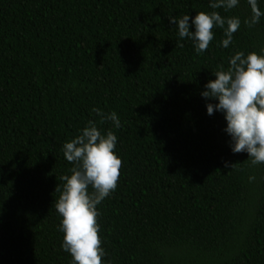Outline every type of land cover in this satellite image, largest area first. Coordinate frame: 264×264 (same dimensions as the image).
<instances>
[{
	"label": "trees",
	"instance_id": "16d2710c",
	"mask_svg": "<svg viewBox=\"0 0 264 264\" xmlns=\"http://www.w3.org/2000/svg\"><path fill=\"white\" fill-rule=\"evenodd\" d=\"M208 5L0 0V264H71L55 190L74 167L62 147L90 120L114 132L121 159L97 205L102 264H264V163L231 152L223 115L206 111L217 101L201 96L230 57L264 49V16L249 28L247 0ZM213 11L241 27L224 48L214 26L198 55L168 18Z\"/></svg>",
	"mask_w": 264,
	"mask_h": 264
},
{
	"label": "clouds",
	"instance_id": "9594fccd",
	"mask_svg": "<svg viewBox=\"0 0 264 264\" xmlns=\"http://www.w3.org/2000/svg\"><path fill=\"white\" fill-rule=\"evenodd\" d=\"M240 0H209L211 9L225 11L236 8ZM252 15L244 20L251 28L259 23L264 11L257 0H247ZM177 28L180 40L192 42L199 55L208 49L214 38V26L224 29L221 46L227 48L233 41V34L241 27L239 17L224 18L219 12H199L194 17L183 15L168 18ZM191 21V22H190ZM225 25L227 27L225 28ZM191 29V30H190ZM214 80L204 85L201 96L207 101L209 116L214 112L223 115L226 127L223 131L230 137L229 147L233 154L247 153L252 165L264 163V49L247 56L237 52L229 58L227 70L221 67L213 73ZM101 123L110 121L119 129L122 127L116 112L105 114L101 109H92ZM117 136L112 130L103 134L95 121H88L79 135L64 143L62 152L66 161L74 164L71 175H64V182L55 209L60 219L59 231L63 233L61 248L71 256V264H102L105 250L98 235L97 205L115 191L119 179L121 159L115 153ZM224 166L234 165L225 162ZM253 179L252 177L249 178ZM93 191L90 194L88 189Z\"/></svg>",
	"mask_w": 264,
	"mask_h": 264
}]
</instances>
